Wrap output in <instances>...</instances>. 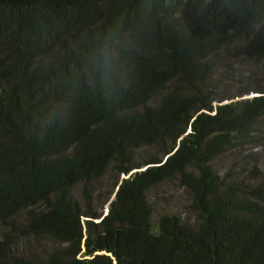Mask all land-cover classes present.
Here are the masks:
<instances>
[{"label":"trees","instance_id":"16d2710c","mask_svg":"<svg viewBox=\"0 0 264 264\" xmlns=\"http://www.w3.org/2000/svg\"><path fill=\"white\" fill-rule=\"evenodd\" d=\"M263 158L264 0H0V264H264Z\"/></svg>","mask_w":264,"mask_h":264},{"label":"rangeland","instance_id":"374dc122","mask_svg":"<svg viewBox=\"0 0 264 264\" xmlns=\"http://www.w3.org/2000/svg\"><path fill=\"white\" fill-rule=\"evenodd\" d=\"M258 96L253 94L251 96L245 97L249 99ZM227 103V102H226ZM254 153H263L262 149L254 150ZM219 167L222 168V174H225L231 166V163L225 159L218 163ZM261 166L264 169V158L262 159ZM128 176L122 175L120 180L127 179ZM114 196H112L111 200ZM111 200L104 206V216L108 213L109 204ZM152 201L154 202V216L153 221L157 222L158 218L164 214H177L181 219L193 228L198 225L196 213L191 209L192 198L188 195L184 189L178 187L177 185L165 186L155 191L152 196ZM100 221H96L99 223Z\"/></svg>","mask_w":264,"mask_h":264},{"label":"water","instance_id":"95a60500","mask_svg":"<svg viewBox=\"0 0 264 264\" xmlns=\"http://www.w3.org/2000/svg\"><path fill=\"white\" fill-rule=\"evenodd\" d=\"M114 199H115V196L113 197V199L111 200V202H112ZM97 254H99V253H97ZM115 264H116V262H115Z\"/></svg>","mask_w":264,"mask_h":264}]
</instances>
